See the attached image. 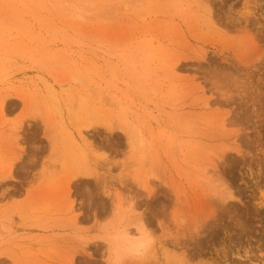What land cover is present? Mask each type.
Listing matches in <instances>:
<instances>
[{
    "label": "rangeland",
    "instance_id": "1",
    "mask_svg": "<svg viewBox=\"0 0 264 264\" xmlns=\"http://www.w3.org/2000/svg\"><path fill=\"white\" fill-rule=\"evenodd\" d=\"M147 234L264 264V0H0V264Z\"/></svg>",
    "mask_w": 264,
    "mask_h": 264
},
{
    "label": "bare ground",
    "instance_id": "2",
    "mask_svg": "<svg viewBox=\"0 0 264 264\" xmlns=\"http://www.w3.org/2000/svg\"><path fill=\"white\" fill-rule=\"evenodd\" d=\"M207 107V106H206ZM83 131L79 132V143H86V137L82 133ZM71 141L73 143H76L78 146L79 143L77 141V138L71 137ZM136 242L142 243L144 245L143 248L137 247ZM123 255H130L134 259L138 260L140 264H158L159 259L162 260V264H187L184 260L181 258H178L177 256L170 255L164 250L163 248H158L157 243L154 241V239L150 235H145L142 237V239L133 241L129 240L127 243L124 244L123 246ZM114 252V258H113V263L117 264L118 260L120 259L119 257V252L120 250L117 248L113 249ZM160 256V258H158Z\"/></svg>",
    "mask_w": 264,
    "mask_h": 264
},
{
    "label": "clouds",
    "instance_id": "3",
    "mask_svg": "<svg viewBox=\"0 0 264 264\" xmlns=\"http://www.w3.org/2000/svg\"><path fill=\"white\" fill-rule=\"evenodd\" d=\"M135 246L140 247V248H143L144 247V245L142 243H139V242H136V245Z\"/></svg>",
    "mask_w": 264,
    "mask_h": 264
}]
</instances>
